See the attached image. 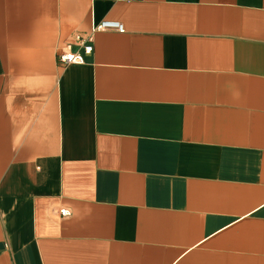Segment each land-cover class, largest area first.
Wrapping results in <instances>:
<instances>
[{
    "label": "crops",
    "instance_id": "crops-1",
    "mask_svg": "<svg viewBox=\"0 0 264 264\" xmlns=\"http://www.w3.org/2000/svg\"><path fill=\"white\" fill-rule=\"evenodd\" d=\"M0 264H264V0H0Z\"/></svg>",
    "mask_w": 264,
    "mask_h": 264
},
{
    "label": "built area",
    "instance_id": "built-area-1",
    "mask_svg": "<svg viewBox=\"0 0 264 264\" xmlns=\"http://www.w3.org/2000/svg\"><path fill=\"white\" fill-rule=\"evenodd\" d=\"M108 29H117L120 32L125 31V27L122 23L114 20H104L95 27L94 32ZM94 32L87 35H77L74 41L68 43L61 49L58 54L59 61L64 65L84 63L85 56L93 52ZM74 45L79 47V49L75 50ZM61 213L63 215L70 214L66 209H62Z\"/></svg>",
    "mask_w": 264,
    "mask_h": 264
}]
</instances>
